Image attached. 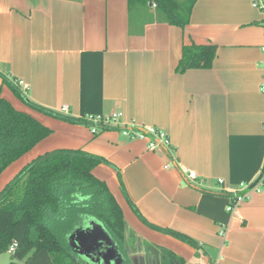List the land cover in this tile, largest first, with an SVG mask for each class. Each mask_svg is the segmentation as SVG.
Here are the masks:
<instances>
[{"label":"crops","instance_id":"1","mask_svg":"<svg viewBox=\"0 0 264 264\" xmlns=\"http://www.w3.org/2000/svg\"><path fill=\"white\" fill-rule=\"evenodd\" d=\"M254 3L264 0H196L180 27L131 0H0V75L24 81L28 91L15 86L25 99L66 117L27 106L0 77V96L52 131L0 175V192L38 156L81 150L108 163L94 175L124 213L126 249L166 251L160 264H264V190L228 212L233 193L264 170V10ZM191 45L216 48L211 68L177 71ZM113 113L165 132L171 147L150 150L117 126L94 135L75 121Z\"/></svg>","mask_w":264,"mask_h":264},{"label":"trees","instance_id":"2","mask_svg":"<svg viewBox=\"0 0 264 264\" xmlns=\"http://www.w3.org/2000/svg\"><path fill=\"white\" fill-rule=\"evenodd\" d=\"M155 8L153 20L183 27L196 0H131ZM216 57L213 46L191 45L183 49L177 71L209 69ZM27 106L45 114L51 111L35 105L5 76L0 75ZM90 125L88 122L79 119ZM91 126V125H90ZM103 130L111 127L98 125ZM52 134L30 114L16 110L0 96V175L13 163ZM108 164L101 157L81 150L60 149L38 156L27 164L0 192V255L17 248L9 264H83L76 258L69 237L88 219L98 220L119 249L125 246L126 221L116 198L94 170ZM139 215V214H138ZM139 217L144 221L143 217ZM145 222V221H144ZM197 246L189 237L148 224ZM167 260L171 255L166 251Z\"/></svg>","mask_w":264,"mask_h":264},{"label":"built area","instance_id":"3","mask_svg":"<svg viewBox=\"0 0 264 264\" xmlns=\"http://www.w3.org/2000/svg\"><path fill=\"white\" fill-rule=\"evenodd\" d=\"M254 8H260L264 10V5L261 7L259 3H254L253 5ZM264 52V46L262 48ZM14 84L20 87L23 92H26L29 90V85L25 83L24 81H14ZM260 90L262 94H264V82L262 83ZM60 112L63 114H68L69 109L68 106H62L60 109ZM82 120L88 122L91 127H92V134L97 135L99 134L102 130L99 128L98 125H102L104 127H112V126H117L122 129V132L124 135H127L128 137L132 139H141V140H146L148 141V147L150 150H156L159 146H163L165 148H170L171 147V140L169 139L168 135L154 127H149L146 129H141L137 130L136 128L132 126H127L123 120H124V115L122 113H113L110 115H97V116H91V115H86L85 117L82 118ZM169 165L165 166V169H168ZM181 172L190 180H195L197 178V173L195 171H191L187 169L186 167H181ZM219 184H223V180L219 181ZM264 190V170L262 174L259 177L258 183L251 189V191L255 192H261ZM249 193V192H248ZM248 193H233V204L232 206L228 207V212L234 213L236 209H238L243 202L248 198ZM221 236L226 235V230L223 228L220 229L219 231ZM17 243H13L9 250V254H13L17 248ZM217 264V263H216Z\"/></svg>","mask_w":264,"mask_h":264},{"label":"water","instance_id":"4","mask_svg":"<svg viewBox=\"0 0 264 264\" xmlns=\"http://www.w3.org/2000/svg\"><path fill=\"white\" fill-rule=\"evenodd\" d=\"M259 180V179H258ZM258 180L246 192L258 183ZM73 250L96 264H121L122 256L117 243L105 227L96 219L87 220L83 228L77 229L69 237ZM128 231L125 233V247Z\"/></svg>","mask_w":264,"mask_h":264},{"label":"rangeland","instance_id":"5","mask_svg":"<svg viewBox=\"0 0 264 264\" xmlns=\"http://www.w3.org/2000/svg\"><path fill=\"white\" fill-rule=\"evenodd\" d=\"M74 253H76V258L81 261L83 264H96L93 260H89L87 258H85L84 256H81L79 253L75 252L74 250H72ZM161 250H158V248H154V247H146L145 251L142 253H138L136 251V249L134 247H130L129 249V256L130 258L137 256V255H142L143 256V264H160L161 263V252H159ZM140 257V256H138ZM138 257H135V262L137 263L139 261ZM11 262V255L9 253H4L0 255V264H9ZM21 264H24V262H22Z\"/></svg>","mask_w":264,"mask_h":264},{"label":"flooded vegetation","instance_id":"6","mask_svg":"<svg viewBox=\"0 0 264 264\" xmlns=\"http://www.w3.org/2000/svg\"><path fill=\"white\" fill-rule=\"evenodd\" d=\"M133 247L136 249V251L138 253H140V252L143 253L145 251L146 247H148V246H145V245H143L142 243L139 242V243H134ZM129 249L130 248L126 249L125 246H124L123 249H120V253H121V256H122L121 264H133L132 262H135V260H134L135 257H138V256H140V257H138L139 261L137 263H134V264H143V256L140 254V255H137V256H134V257L130 258Z\"/></svg>","mask_w":264,"mask_h":264}]
</instances>
